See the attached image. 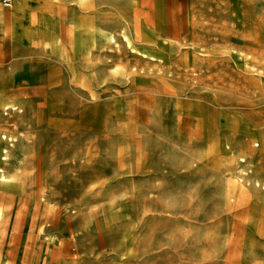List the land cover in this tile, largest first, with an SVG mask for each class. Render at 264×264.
Here are the masks:
<instances>
[{
	"label": "rangeland",
	"instance_id": "obj_1",
	"mask_svg": "<svg viewBox=\"0 0 264 264\" xmlns=\"http://www.w3.org/2000/svg\"><path fill=\"white\" fill-rule=\"evenodd\" d=\"M2 1L0 264H264V0Z\"/></svg>",
	"mask_w": 264,
	"mask_h": 264
},
{
	"label": "crops",
	"instance_id": "obj_2",
	"mask_svg": "<svg viewBox=\"0 0 264 264\" xmlns=\"http://www.w3.org/2000/svg\"><path fill=\"white\" fill-rule=\"evenodd\" d=\"M6 32L9 37H13L12 31H0V38H1V33L6 34Z\"/></svg>",
	"mask_w": 264,
	"mask_h": 264
},
{
	"label": "bare ground",
	"instance_id": "obj_3",
	"mask_svg": "<svg viewBox=\"0 0 264 264\" xmlns=\"http://www.w3.org/2000/svg\"><path fill=\"white\" fill-rule=\"evenodd\" d=\"M0 16H2V14H0ZM214 28H216V27H214ZM139 34H140V32H139ZM153 40V39H152ZM154 44V43H153ZM72 48V47H71ZM219 84V83H218ZM70 87V86H69ZM73 89V88H72ZM76 90V89H75ZM221 90V89H220ZM1 103H2V99L0 98V105H1ZM3 178V174H2V171L0 170V179H2Z\"/></svg>",
	"mask_w": 264,
	"mask_h": 264
},
{
	"label": "built area",
	"instance_id": "obj_4",
	"mask_svg": "<svg viewBox=\"0 0 264 264\" xmlns=\"http://www.w3.org/2000/svg\"><path fill=\"white\" fill-rule=\"evenodd\" d=\"M2 3H3V6H9L10 0H3Z\"/></svg>",
	"mask_w": 264,
	"mask_h": 264
}]
</instances>
